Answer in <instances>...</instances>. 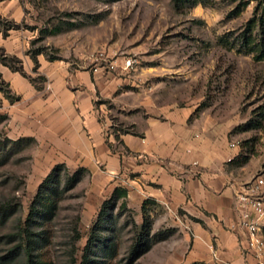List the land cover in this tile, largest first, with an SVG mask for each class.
Masks as SVG:
<instances>
[{"label":"rangeland","instance_id":"obj_1","mask_svg":"<svg viewBox=\"0 0 264 264\" xmlns=\"http://www.w3.org/2000/svg\"><path fill=\"white\" fill-rule=\"evenodd\" d=\"M252 17L257 21L255 35L262 29L264 0H0V55L4 51L20 58L23 72L35 79L37 89L44 79L33 70L31 56L38 49L42 51L36 60L43 57L68 63L71 69L99 67L126 75L132 84L126 89L143 91L159 105L176 103V108L189 109L188 124L227 136L229 142L238 143L240 154L249 155L246 163L260 169L264 167V61L222 41L232 42ZM9 21L16 27L5 34ZM68 22L75 25L67 27ZM55 27L60 30L53 33ZM3 66L0 63V70ZM7 92L0 74V210H4L0 263L25 264L22 230L30 204L56 164L49 171L42 168L34 158L35 142L14 143L8 137V117L1 114V97L7 98ZM105 103L112 107L117 129L135 130L122 123L126 111L112 101ZM74 171L68 169V174ZM59 177L62 189L63 170ZM90 188L85 173L62 193L52 218L34 225V232L47 230L48 239L36 252L41 251L50 264L127 262L143 215L119 208V200L100 222L102 203L110 196L100 198ZM147 209L153 213L149 214L153 243L132 264H176L173 219L162 223L156 216L158 208ZM93 235H97L95 244L88 252L85 247ZM108 236L117 241L110 259L101 252ZM86 258L89 261L84 263Z\"/></svg>","mask_w":264,"mask_h":264},{"label":"crops","instance_id":"obj_2","mask_svg":"<svg viewBox=\"0 0 264 264\" xmlns=\"http://www.w3.org/2000/svg\"><path fill=\"white\" fill-rule=\"evenodd\" d=\"M37 61L40 89L18 72L0 70L17 97H1L9 138H33L35 161L48 171L55 164L85 168L89 191L100 198L125 188L127 206L138 215L145 201L153 202L159 221L172 218L176 226V264H258L238 226L234 196L259 166L234 163L235 141L188 124L189 109L126 89V75ZM109 101L126 111L122 123L134 131L116 128Z\"/></svg>","mask_w":264,"mask_h":264},{"label":"trees","instance_id":"obj_3","mask_svg":"<svg viewBox=\"0 0 264 264\" xmlns=\"http://www.w3.org/2000/svg\"><path fill=\"white\" fill-rule=\"evenodd\" d=\"M261 21V31L258 34L253 35V29L257 23L256 19L252 17L246 24V29L233 38L232 42H229L228 39H223L222 41H225V43L228 44L229 48L232 47H238V51H242L245 53H251L253 56V59L256 61H264V27L263 23L264 20L262 17L259 18ZM75 23L68 22L67 27H73ZM16 24L13 22H8L5 30L11 28H15ZM60 30V27H55L52 31L57 32ZM4 34V35H5ZM42 50L38 49L36 50L31 58L34 61V67L33 70L37 69L38 62L36 60V55L39 54ZM0 63L6 67H8L10 70L19 72L26 78L30 80L34 86L35 79L31 78L30 76L26 75L23 72L22 69V61L20 58L10 55L7 53L2 52L0 55ZM40 78L44 79L43 76L39 75ZM37 87V86H36ZM7 98L10 101H13L16 99V96H13L9 92L6 93ZM14 143H20L22 141L26 142H34L33 138H20L17 140H12ZM249 159V155L247 154H239L234 161L238 165L245 164ZM63 170L65 172V180H64V186L62 189L59 188L60 185V177L59 173ZM86 173L85 168H78L76 169L73 174H68V169L64 164H56L51 171L46 175V177L43 179V181L39 184L37 193L35 197L33 198L29 213L26 218V227L22 230L25 238H26V244L25 250L27 254L26 262L25 264H50V262L43 256V253L41 251L36 252L38 248H41L45 245L48 234L47 230L45 228H42L38 232L33 231L34 225H42V223L50 220L52 216L55 213V210L57 209L58 202L61 199L62 193L68 189H71L76 185V183L79 182V180L82 178V176ZM127 190L122 187H116L112 194L110 195L108 200H105L102 203L100 212L98 214L99 221L103 222L106 220L108 214H107V208L109 206H114L116 203L120 200L119 208L121 209H129L127 206ZM153 202L151 201H145L142 206V215H143V222L140 225V233L138 236V239L133 246L129 257L127 259V262L125 264H132L134 260L141 254L145 253L152 245L153 240L152 236L150 235V228H151V220L149 217V214L147 212V208L151 206ZM4 210H0L2 212ZM264 233V231H263ZM97 235H93L89 238L87 244H86V251H91V248L95 244V240ZM97 242V241H96ZM18 248V247H16ZM117 251V241L115 240L114 236H108L103 239L101 252L102 255L108 259L112 258ZM88 258L84 260V263L88 262ZM1 264V263H0ZM190 264H205L203 262H193Z\"/></svg>","mask_w":264,"mask_h":264},{"label":"built area","instance_id":"obj_4","mask_svg":"<svg viewBox=\"0 0 264 264\" xmlns=\"http://www.w3.org/2000/svg\"><path fill=\"white\" fill-rule=\"evenodd\" d=\"M230 146L237 147L238 143ZM234 197L239 210L238 226L245 233L247 249L258 264H264V167L240 184Z\"/></svg>","mask_w":264,"mask_h":264}]
</instances>
